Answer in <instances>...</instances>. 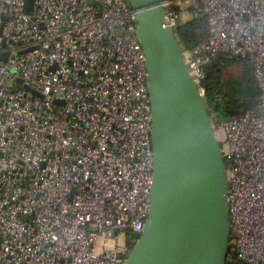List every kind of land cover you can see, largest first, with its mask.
Masks as SVG:
<instances>
[{
  "label": "built area",
  "instance_id": "obj_1",
  "mask_svg": "<svg viewBox=\"0 0 264 264\" xmlns=\"http://www.w3.org/2000/svg\"><path fill=\"white\" fill-rule=\"evenodd\" d=\"M165 25L205 22L185 62L246 60L256 106L220 119L226 264H264V0H163ZM0 264H126L148 222L154 170L148 71L128 0H0ZM226 69V67H225ZM100 239H104L99 243Z\"/></svg>",
  "mask_w": 264,
  "mask_h": 264
},
{
  "label": "water",
  "instance_id": "obj_2",
  "mask_svg": "<svg viewBox=\"0 0 264 264\" xmlns=\"http://www.w3.org/2000/svg\"><path fill=\"white\" fill-rule=\"evenodd\" d=\"M128 1L146 57L154 178L148 222L126 264H226L229 182L209 107L165 25L163 0Z\"/></svg>",
  "mask_w": 264,
  "mask_h": 264
},
{
  "label": "trees",
  "instance_id": "obj_3",
  "mask_svg": "<svg viewBox=\"0 0 264 264\" xmlns=\"http://www.w3.org/2000/svg\"><path fill=\"white\" fill-rule=\"evenodd\" d=\"M205 22L199 19L179 26L177 33L179 43L183 49H193L199 42L197 31L204 26ZM242 62L246 71L242 77L223 81V70L232 67L235 63ZM225 67L216 63L207 69V77L203 83L206 91L208 105H212L220 119H228L233 116H241L256 106V100L260 95V87L255 79L252 66L246 60H226ZM130 237L139 240L141 235ZM132 249L135 244H132Z\"/></svg>",
  "mask_w": 264,
  "mask_h": 264
},
{
  "label": "rangeland",
  "instance_id": "obj_4",
  "mask_svg": "<svg viewBox=\"0 0 264 264\" xmlns=\"http://www.w3.org/2000/svg\"><path fill=\"white\" fill-rule=\"evenodd\" d=\"M192 15H184L183 19L181 21L182 24H186L190 21H192ZM246 71V66L244 64H242V62H237L235 63L232 67L226 68L225 70H223V81L224 82H228L232 79H237L242 77V75L244 74V72ZM209 107V105H208ZM104 241V239H100L99 243H102Z\"/></svg>",
  "mask_w": 264,
  "mask_h": 264
}]
</instances>
